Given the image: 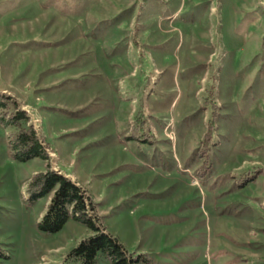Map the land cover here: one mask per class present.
<instances>
[{"label": "rangeland", "instance_id": "rangeland-1", "mask_svg": "<svg viewBox=\"0 0 264 264\" xmlns=\"http://www.w3.org/2000/svg\"><path fill=\"white\" fill-rule=\"evenodd\" d=\"M12 99L47 160L20 159ZM48 165L135 264H264V0H0V264H80L83 224L39 226Z\"/></svg>", "mask_w": 264, "mask_h": 264}, {"label": "trees", "instance_id": "trees-1", "mask_svg": "<svg viewBox=\"0 0 264 264\" xmlns=\"http://www.w3.org/2000/svg\"><path fill=\"white\" fill-rule=\"evenodd\" d=\"M11 101L14 111L8 115L7 122L17 128V131L13 133V146L21 152L20 159L27 161L40 157L47 160L48 147L43 144L35 129L27 125L26 111L20 108L17 101L13 99ZM2 104L7 105L4 102ZM217 116L218 107L214 103L204 141L213 138ZM29 188L35 193L34 197L49 198L47 209L39 224L43 232H59L69 220L80 222L91 232L90 236L70 251L69 260L80 264H99L102 256L110 260L111 264H135L124 245L110 233L103 217L97 211L92 195L81 183L48 165L44 171L32 176ZM4 256L0 247V258Z\"/></svg>", "mask_w": 264, "mask_h": 264}, {"label": "crops", "instance_id": "crops-1", "mask_svg": "<svg viewBox=\"0 0 264 264\" xmlns=\"http://www.w3.org/2000/svg\"><path fill=\"white\" fill-rule=\"evenodd\" d=\"M65 174L71 178L70 174H67V173H65ZM72 179H73V178H72ZM73 180H75V179H73Z\"/></svg>", "mask_w": 264, "mask_h": 264}]
</instances>
